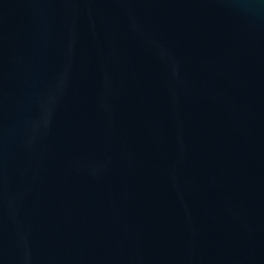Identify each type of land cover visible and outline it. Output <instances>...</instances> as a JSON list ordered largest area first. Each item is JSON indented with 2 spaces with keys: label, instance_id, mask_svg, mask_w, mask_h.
I'll return each mask as SVG.
<instances>
[{
  "label": "water",
  "instance_id": "water-1",
  "mask_svg": "<svg viewBox=\"0 0 264 264\" xmlns=\"http://www.w3.org/2000/svg\"><path fill=\"white\" fill-rule=\"evenodd\" d=\"M0 264H264V0H0Z\"/></svg>",
  "mask_w": 264,
  "mask_h": 264
}]
</instances>
